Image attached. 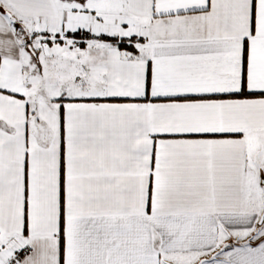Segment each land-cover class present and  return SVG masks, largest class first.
Wrapping results in <instances>:
<instances>
[{
    "label": "snow or ice",
    "instance_id": "6c2138e0",
    "mask_svg": "<svg viewBox=\"0 0 264 264\" xmlns=\"http://www.w3.org/2000/svg\"><path fill=\"white\" fill-rule=\"evenodd\" d=\"M0 264H264V0H0Z\"/></svg>",
    "mask_w": 264,
    "mask_h": 264
}]
</instances>
